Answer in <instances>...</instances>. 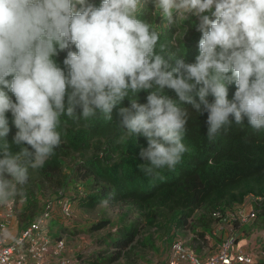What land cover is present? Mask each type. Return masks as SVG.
Listing matches in <instances>:
<instances>
[{"label": "clouds", "instance_id": "clouds-1", "mask_svg": "<svg viewBox=\"0 0 264 264\" xmlns=\"http://www.w3.org/2000/svg\"><path fill=\"white\" fill-rule=\"evenodd\" d=\"M77 2L79 11L73 0H0V203L27 184L29 167H42L59 147L62 116L87 120L99 112L110 121L125 97L132 99L119 109L122 140L146 138L139 153L146 176L175 170L190 152L182 102L207 112L210 140L245 118L264 130V0H153L169 25L189 14L199 18V55L194 63L177 60L171 70L164 46L157 51L159 31L139 18L146 0ZM57 46L68 50L67 74L53 59ZM165 88L178 100L163 94ZM141 90H151L145 104L135 99ZM9 111L17 129L13 143L22 146L15 154L6 140Z\"/></svg>", "mask_w": 264, "mask_h": 264}, {"label": "trees", "instance_id": "trees-1", "mask_svg": "<svg viewBox=\"0 0 264 264\" xmlns=\"http://www.w3.org/2000/svg\"><path fill=\"white\" fill-rule=\"evenodd\" d=\"M89 2L99 7L102 0ZM73 4L74 10L79 11L81 5L77 0H73ZM139 18L159 31L157 51L163 45V54L170 55L166 56L168 70L176 67L177 60L195 62L202 35L197 31V16L189 14L187 19L169 25L155 10L153 0H146ZM57 50L58 55L53 59L67 74L63 61L68 50L59 51L58 46ZM70 50L77 51L74 45ZM11 78L8 77L9 80ZM150 91L141 90L135 96L136 101L147 103ZM235 91V84H229V100L234 97ZM163 94L178 100L172 89L165 88ZM8 95L15 102L14 94L8 92ZM194 98L199 102L198 96L194 95ZM131 99L130 96L125 97L113 109L110 121L99 112L87 120L66 115L61 117L59 147L54 149V154L42 167H29L27 184L18 186L17 193L10 197L19 202L24 198L31 200L26 203L21 220L18 219L21 227L26 228V218L30 217L32 222L45 212V203L37 216L33 212V208L38 209L37 204H41L35 200L34 187L39 183H48L58 188V192L49 199L56 208L47 225V235L55 242L67 240L69 234L95 237V244L102 251L95 255L96 260L91 264H118L137 245L145 246L146 241H151L149 234L142 240L140 238L145 231L153 228L162 232L168 242L174 241L179 233L191 231L209 246L212 232L219 223L214 214L234 211L243 206L249 197L257 203V219L253 226L264 230V130L253 129L245 118L241 125L233 122L227 130L222 129L215 139L210 140L207 135V112H197L191 104L182 102L180 106L189 114L184 143L190 147V152L185 154L175 170L165 168L158 170L159 176H146L139 167L147 163L139 155L141 148L147 147L146 138L134 135L122 140L126 129L119 109L130 107ZM207 99L210 103L214 102L211 95ZM80 111L77 109V116ZM6 116L10 128L6 140L11 151L19 153L22 146L13 143L17 132L14 118L10 111ZM23 147H29L31 151L30 146ZM71 185H74V195H69ZM65 199L71 202L74 212L86 215L85 221L62 215L59 204ZM52 221L54 225H50ZM69 221L73 224L70 225ZM78 221L79 225L75 227ZM234 226L238 228L240 224L234 223ZM243 227L245 230V225ZM194 248L202 253L200 246ZM169 250L170 247L166 256ZM261 251L264 252V249ZM78 260L85 262L82 256Z\"/></svg>", "mask_w": 264, "mask_h": 264}, {"label": "built area", "instance_id": "built-area-1", "mask_svg": "<svg viewBox=\"0 0 264 264\" xmlns=\"http://www.w3.org/2000/svg\"><path fill=\"white\" fill-rule=\"evenodd\" d=\"M20 202L24 203L26 199ZM20 202L11 198L0 206V264H44L48 256L55 258L57 264H79L73 256L67 254L66 239L55 242L47 235V225L56 208L50 200L46 203L45 212L23 228L14 243L7 244L10 224L17 217ZM247 203L248 200L234 211L214 214L219 223L211 239L215 236L221 242L213 252L202 249V253H198L186 239L177 235L170 246L166 264H253L252 256L237 248L238 237L236 227H233L234 223L240 226L252 225L257 219L255 210L247 208ZM59 205L64 217H73L74 210L70 201L65 199ZM260 253L264 255V252Z\"/></svg>", "mask_w": 264, "mask_h": 264}, {"label": "rangeland", "instance_id": "rangeland-1", "mask_svg": "<svg viewBox=\"0 0 264 264\" xmlns=\"http://www.w3.org/2000/svg\"><path fill=\"white\" fill-rule=\"evenodd\" d=\"M74 185H71L69 188L72 190L69 192V195H74L75 191L73 189ZM36 191V199L37 202L41 204L38 205L37 208H33L34 214L37 216L39 212L41 211L42 205L47 203L50 198H52L56 192H58V188L53 187L52 185H49L48 183H39L38 186L34 187ZM10 199V198H9ZM26 199V198H24ZM248 207L249 209L255 210L256 208V201L254 198H248ZM21 201V200H20ZM31 200L26 199V202H20L18 205V216L17 219L21 220V216H23L26 210V205ZM27 203V204H26ZM3 203H0V206ZM31 211H29L30 215ZM85 216L83 213H77L76 211L73 214L74 220L79 219L82 222L85 221ZM88 218V217H87ZM30 217L25 219V226L27 227L29 223H31ZM70 225L73 223L69 221ZM54 222L52 221L50 225H53ZM49 225V226H50ZM245 230L243 226H240V228H236V234L238 237V243L237 248L240 250L243 243L246 244V246H243L245 252L247 254H250L253 258V264H264V255L260 253V249H264V230H262L259 227L252 225H246L245 224ZM48 229V228H47ZM46 229V231H47ZM149 234L152 236V239L150 242L146 241V245H137L136 249L127 254L126 257L121 260L118 264H166L168 262V255L166 256V253L168 251V248L173 243V240L168 242L166 241V237L164 235H161L162 232L157 231L156 228L151 229L150 231H145V233L141 236L142 238ZM243 234V235H242ZM148 235V236H149ZM178 235H181L183 239H186L189 244H192L194 247L200 246L207 252H213L215 248L220 244L221 240L217 237H213L211 239L209 246H206L201 240L197 238V236L194 234V232H187V233H179ZM242 235L245 239L241 238ZM197 241V242H196ZM13 241H10V244H12ZM67 245L68 250L67 254L69 256H74V258L78 261L79 264H91L92 261L96 260V254H100L102 251V248L95 244V237L86 235V234H79V235H67ZM241 246V247H240ZM79 256L84 257L85 262L79 261ZM98 256V255H97ZM100 256V255H99Z\"/></svg>", "mask_w": 264, "mask_h": 264}, {"label": "crops", "instance_id": "crops-1", "mask_svg": "<svg viewBox=\"0 0 264 264\" xmlns=\"http://www.w3.org/2000/svg\"><path fill=\"white\" fill-rule=\"evenodd\" d=\"M78 225H79V221L77 222V224L75 223L74 226L76 227ZM238 228H240V226ZM22 231H23V227H21L19 225L18 219L17 218H14L12 220L11 224H10L9 232H8V235H7L8 236L7 244H10V241H13L12 243H14L17 240L18 236L20 235V233ZM235 231H236V229H235ZM242 235H240V236H241L242 239H244V237ZM243 241H245V239ZM243 246H246V244L243 243L242 247L240 246L241 247L240 250H242L243 252H245ZM261 250H262V248L259 251H261ZM44 264H57V260L55 258H53L52 256H48L44 260Z\"/></svg>", "mask_w": 264, "mask_h": 264}]
</instances>
